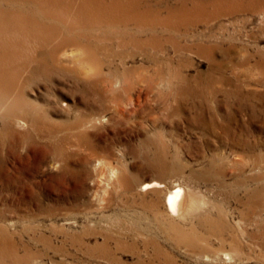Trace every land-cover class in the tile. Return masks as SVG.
<instances>
[{"label": "rangeland", "instance_id": "1", "mask_svg": "<svg viewBox=\"0 0 264 264\" xmlns=\"http://www.w3.org/2000/svg\"><path fill=\"white\" fill-rule=\"evenodd\" d=\"M0 264H264V0H0Z\"/></svg>", "mask_w": 264, "mask_h": 264}, {"label": "bare ground", "instance_id": "2", "mask_svg": "<svg viewBox=\"0 0 264 264\" xmlns=\"http://www.w3.org/2000/svg\"><path fill=\"white\" fill-rule=\"evenodd\" d=\"M183 198H184V196H182V195L179 196L178 192H176V191H175V193L170 192V194L164 200L165 206L168 207V203H169V206L171 208L176 209V210H182L183 209L182 205H183V203L185 204V201Z\"/></svg>", "mask_w": 264, "mask_h": 264}]
</instances>
